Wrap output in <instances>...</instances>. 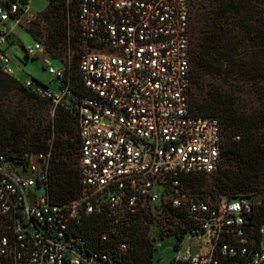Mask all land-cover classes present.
I'll list each match as a JSON object with an SVG mask.
<instances>
[{"label": "built area", "instance_id": "built-area-1", "mask_svg": "<svg viewBox=\"0 0 264 264\" xmlns=\"http://www.w3.org/2000/svg\"><path fill=\"white\" fill-rule=\"evenodd\" d=\"M25 7L23 0H0V71L15 79L10 24L18 27ZM75 22L85 48L76 59L84 93L65 108L75 120L80 195L48 203V151H23L12 160L0 154V259L122 264L132 221L175 218L181 224L165 264H264V227L255 244L245 226L247 198L199 200L183 190L181 177L222 167L221 125L189 108L188 0H77ZM22 50L34 58L43 46L33 40ZM67 70L46 67L55 87L17 80L55 108L72 96ZM90 214L107 218L101 242L121 239L115 255L91 251L79 234Z\"/></svg>", "mask_w": 264, "mask_h": 264}, {"label": "trees", "instance_id": "trees-1", "mask_svg": "<svg viewBox=\"0 0 264 264\" xmlns=\"http://www.w3.org/2000/svg\"><path fill=\"white\" fill-rule=\"evenodd\" d=\"M47 1L46 8L40 13L48 25V40L44 49L52 58H56L67 44L75 41L66 19L70 12L76 13L77 0ZM23 2L26 4V0ZM199 8L205 18L199 21L194 14L191 30L189 28V65L192 62L188 96L190 112L217 119L221 125L222 161L224 156L233 165L224 172L220 170L213 174L220 176L215 184L218 191L221 194L225 190L230 193L253 191L259 186L264 173V0H203ZM28 33L35 37L34 33ZM222 74L245 83L256 105L247 111L241 109L235 100V87L213 83L206 87L202 83L201 75ZM66 76L69 77L72 96L66 99V103L53 108L46 129H31L13 115L6 101L13 93H18L23 97H33L45 106L49 102L36 97L17 79L0 71V154L12 160L18 159L23 151L49 150L46 195L48 203L54 205L73 201L80 195L77 170L68 157L69 152L76 148L75 120L65 108L74 104L84 93L77 79L76 63L73 70L68 65ZM191 79L195 84L194 94L191 92ZM42 123L43 120L38 119V124ZM69 136L73 137L71 142H68ZM207 176L187 175L181 177V182L198 191L201 180ZM244 220L249 237L257 244L261 240L259 229L264 227V202L257 205L251 203V210ZM107 227L105 215L90 214L83 217L79 234L91 251L115 255L121 239L110 237L106 242L99 239ZM147 229V223L143 224L142 219L129 224L124 239L127 248L120 253L122 264H151L153 248ZM0 264L10 263L0 259Z\"/></svg>", "mask_w": 264, "mask_h": 264}, {"label": "rangeland", "instance_id": "rangeland-1", "mask_svg": "<svg viewBox=\"0 0 264 264\" xmlns=\"http://www.w3.org/2000/svg\"><path fill=\"white\" fill-rule=\"evenodd\" d=\"M190 13H189V28H192V17L196 14L199 21H203L205 18L204 12L199 8L203 3V0H188ZM48 4L47 0H26L25 10L18 14L19 24L18 27L11 26V40L12 44L9 45L8 53L11 59L12 67L14 69L16 79L23 81L25 79H33L40 84L55 87L54 78L46 72V67L50 66L52 68L66 67L70 66L71 70L74 69L77 55L83 51L85 48L83 44L77 38L76 24H75V13L70 12L66 22L69 26L71 33H74L75 41L69 43L61 50L60 54L56 58H52L44 49L47 45L48 33L46 28L48 25L40 17V13L46 8ZM28 32L35 34L32 37ZM34 36V35H33ZM33 40L38 41L43 46V51L36 54L34 58H25L22 47L32 46ZM190 66L192 70V62L190 61ZM202 83L208 87L210 83L217 84L223 87H235L236 95L235 100L237 101L239 107L244 110H248L256 105L253 100L250 89L241 80H235L228 75H201ZM191 92L196 93L195 84L193 79H191ZM9 103L13 115L24 123L25 127H31V129L44 128L48 125L50 119L53 115V107L48 105H43L35 101L33 97H23L18 93H13L10 98L6 101ZM38 119L43 120L42 124H38ZM24 127V128H25ZM64 137V136H63ZM72 136L68 137V142H71ZM50 153V151L48 150ZM69 162L72 166L76 167V148L71 150L68 154ZM222 169L224 172L226 168L232 167L233 162L226 160L223 156ZM230 164V165H228ZM235 169V167H233ZM220 176L210 175L203 177L201 180V187L198 191H194L189 186H183V190L186 194L193 196L199 200H208L211 198H216L220 196H241L245 197L252 203V205H257L259 202H264V173L261 176L259 186L253 191L249 192H236L230 193L224 191L221 194L216 187V181ZM41 193V191H40ZM141 220V219H139ZM145 223V221H144ZM148 229L147 236L151 240V245L153 248L151 264L159 260L158 263L154 264H165L168 259L173 255L170 250V245L172 244L171 237L176 232V226L180 225L181 222L178 219L171 218L167 223L162 221L158 222L155 220H146ZM264 247V238L262 241ZM195 252H199L200 248L194 247Z\"/></svg>", "mask_w": 264, "mask_h": 264}]
</instances>
